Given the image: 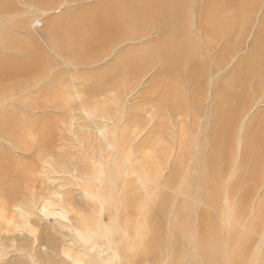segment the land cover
Returning a JSON list of instances; mask_svg holds the SVG:
<instances>
[{"label": "bare ground", "instance_id": "bare-ground-1", "mask_svg": "<svg viewBox=\"0 0 264 264\" xmlns=\"http://www.w3.org/2000/svg\"><path fill=\"white\" fill-rule=\"evenodd\" d=\"M90 1L0 0V24L5 17L15 20L17 16H23L28 20L30 15L34 16L38 19H34L35 32L32 34L38 40H45V43L36 42L31 38L17 35L16 26L12 27L8 34L6 30L4 31L6 34L0 32V38L4 39L2 43L0 40L1 48L9 49L19 55L16 58L0 52L1 95H11L20 88L25 90L30 86V90L34 88L37 90L36 95L39 97L41 94L49 96L41 101L36 97L34 104L29 106L31 111L39 113L28 118V122L31 123H22L20 120L11 121L9 115L5 113L7 111L0 113V140L12 143L13 147L20 146L19 149L24 150L29 156L37 152L34 156L35 160L24 162L23 156L16 161V153L0 151V192L8 194L6 195L8 200L16 201L17 199L16 202H23L30 194L27 188L28 183L33 182L34 185L47 190V182H54L50 175L52 166L57 164V161L60 162V159L71 155L66 153L68 145H66V138L62 136L64 129L60 130L64 125H62V118L60 120L58 116L43 115L49 108L52 109V113L54 109L67 107L63 103H53L56 99H51L52 96L57 95L53 90V83L49 80L50 70L57 68L56 60L44 50L55 49L52 53L59 55L57 61L61 64L73 63L77 66L83 65V68L87 65L82 73L78 69L75 72L78 76L81 73L84 77L96 81L93 88H84L81 91L89 97L109 91L111 86L115 85L112 80L126 77V68L131 67L135 69H144V66L154 67L156 73L151 76L148 82L150 84L158 77L160 80L162 77L172 79L175 77L180 82L191 78L196 96H199L205 88V79L209 78L208 80L212 83V87L210 85V89L208 88L210 91L208 112L211 125L205 133L202 132L206 150L199 158H196V161L192 158L195 161V164L192 163V168L191 162L190 165L187 164L189 171L187 177H182L186 166L180 163V159L178 162L177 158L180 155L177 158L174 157L173 164L171 163L168 173L164 176L162 190L156 197V209L142 217L144 232L139 242L144 252L142 259L138 262L139 264H162L164 259L170 258L168 264H264V253L256 254L264 240V109H260L264 105V88L261 81L264 77V0H200L198 2L200 9L196 15L200 16L201 13L202 17L207 16L205 27L213 28L208 35L216 38L207 44L206 56L204 53L201 55L205 56L203 57L205 62L206 58L211 59H209V62L211 61L209 67L205 63L209 73L202 70L204 63L200 61L203 58L200 59L197 56L198 51L195 53L196 48L192 45L195 43L193 37L190 43L188 40L190 34L187 36L186 20L191 14L190 5L194 2L196 4L197 0ZM20 3L24 7L20 8ZM72 3L78 5L75 4L76 6L73 7ZM247 3L250 4V9L246 8ZM50 12L56 14L54 19L48 16ZM18 27L28 29L29 26L18 25ZM148 35H156V37L148 42L139 41ZM189 59L192 61L191 65L187 63ZM117 64H119L118 67ZM114 65L115 69L111 70V73L110 68ZM207 67H204L205 70ZM253 79H256L255 82ZM9 81L15 82L9 86ZM47 82L51 85H47ZM216 82L219 87L214 89ZM141 85L136 84L131 91L120 92V97L124 101L133 93L138 94L137 88ZM161 85L162 87L159 85L160 89L144 90L141 96L143 98L146 95L156 96L158 100L170 98L171 101L175 97V92L169 87L162 90L164 84ZM17 106L20 109V105ZM3 107L5 109L7 103L0 108ZM197 107L200 109L199 105ZM80 111L88 122L92 125L95 123L93 118L89 119L90 112L82 103ZM204 116H202L203 123ZM26 124L30 127L27 132L35 138L33 141L25 138L26 132L21 131L22 126ZM206 125L205 128L208 127ZM97 126L95 129L101 133V128ZM69 134L70 132L68 136ZM135 138L137 135L132 137V141ZM67 139L69 140L68 137ZM105 145L109 150L113 149L107 143ZM179 150L181 151V147ZM184 153L185 151L181 158L185 157ZM112 154L108 156L109 159L113 158ZM191 154H187L190 159ZM174 155H176L175 151ZM53 158L57 160L53 162ZM111 163L109 169L106 168L108 175L102 174L104 171L101 168L96 179L100 181L101 176L106 177V181H109L106 186L108 190L105 189L104 194L97 190V193L109 198L115 207L117 202L113 198H115L116 189L112 187H116L114 177L120 174L121 168L116 166L115 160L112 159ZM53 169L54 174L57 175L60 172L71 173L68 169L64 171V166L61 164H57ZM138 180L142 182L140 178ZM177 181H179V189L182 187V190L190 194L187 198L174 196ZM188 181L190 185L182 184ZM141 184L142 191L128 192L125 195V213L131 214L132 211L137 213L138 207L146 202V198L143 199L141 195L153 196L156 183L153 181L149 184ZM112 191L115 192L111 195L109 192ZM81 193L84 197L77 195L75 204L83 203L84 198L93 200L98 197V194L95 193V196H92L87 190ZM69 198L67 197L66 200L72 199ZM224 198L225 202L222 203ZM37 199L36 196H29L27 202H23L25 205L17 204L18 210L32 216L30 214L34 211ZM14 202L10 205L13 206ZM100 203H103L101 198ZM152 203L154 205L153 201ZM230 204L234 208V214L232 219H227L225 225L227 229L223 231L220 213L223 209H228ZM10 205L9 208H12ZM98 205L99 209L103 208V204ZM46 206H43L41 212H46ZM106 215L112 218L109 216L108 208H106ZM7 218L9 217H6V220ZM10 220L13 221V218L11 217ZM124 223L127 232L132 235L140 234L138 228L132 225L130 215H125ZM240 223L248 227V234H239L237 228ZM102 226L97 225L99 229ZM117 229L115 228L116 232ZM75 233L76 238L82 241L87 256L110 255L118 243L117 240L113 241L110 235L104 236L98 231L94 234L76 230Z\"/></svg>", "mask_w": 264, "mask_h": 264}, {"label": "rangeland", "instance_id": "rangeland-1", "mask_svg": "<svg viewBox=\"0 0 264 264\" xmlns=\"http://www.w3.org/2000/svg\"><path fill=\"white\" fill-rule=\"evenodd\" d=\"M92 1L93 0H91L90 2ZM199 1L200 0H197L196 4L194 2L193 5H190V8H192L191 14L187 18L186 24L188 27L187 36L190 34L188 36V40L190 43L194 40L195 43H192V45H194V48H196L195 53H197V51L199 53L200 51L199 54L197 53V56L202 59L207 54V44L210 41L215 40L216 38L215 36L214 38H212L211 35H208V32L210 34V32L213 31V28H208L209 30H211L207 31L208 29L207 27H205V20H207V16L205 15L204 18L202 17L201 13L200 16L196 15V12L200 9V5H198ZM75 4L76 3H72L71 6L74 7L78 5ZM22 7H24V5L20 3V8ZM246 8L250 9L249 3H247ZM30 9L31 8H29V10ZM54 15L56 16L54 12L48 13V16L52 19H54ZM35 18L36 17L31 15L28 20H26V18H24L23 16H17L15 20L10 17H5L1 21L0 32H6L8 34V32L12 30V27L15 28L16 26L15 31L17 35L31 38L36 42L45 43V40H38L32 34V32H35ZM18 25H28L29 27L28 29H24L19 28ZM203 26L205 28H203ZM131 27L132 26H130V28ZM204 31L207 32V35H205L206 32L204 34ZM155 37L156 35H148L146 38H142L139 41L142 40L148 42L150 39ZM191 37H193V40ZM0 40L1 43L4 42V39L2 37L0 38ZM44 51L51 55L54 60H56L57 67L56 69L50 70L49 80L51 81V83H53V90L57 94L56 96L51 97V99H56V102H51L63 103L67 107L54 109L52 113V109L49 108L50 110H45L43 115L58 116L60 117V120L62 118V125L64 124V127L61 125L62 127L60 126L61 128H59L60 130H64L63 133L60 132V134L62 133V136L66 138V145H68L66 153L68 155L70 153L71 155H69L67 158L60 159V162L57 161V164H61V166H64V171L68 169L71 173L68 174L60 172V174L58 175L56 173L54 174L53 168H55L57 165L55 163L52 166V173L50 174L54 182H47V190L39 185H34L33 182L28 183L27 188L30 191L29 196H36V198H38L33 213H28L32 216L26 215L23 212L21 213L17 207L19 206L17 204H24L25 202H27L26 200L29 196L26 197V200H24L25 202L23 201V203L16 202L17 199L16 201L14 199L8 200L6 198V195L8 194L5 195L3 192H0V195L3 193V200L0 196V264H139L138 261L142 259V255L144 252V249L140 247L139 242L144 232V228L142 226V217L144 214L146 216L149 212L156 209V197L162 190L163 183L165 181L164 176L168 173L171 163L173 164L174 157L177 158V156L180 155V157L177 158L178 162L180 159V163L186 166L184 173H182V177H187V172L189 173L188 165H190V162V167L192 168V163L195 164L196 158H199V156L202 155V153L206 150L203 133H205V131L209 128V125H211L209 116L210 113L208 112V108L210 105L209 89L210 85L212 87V83L210 82V80H208L209 78H206L204 81L206 92L205 88H203L199 96L197 95V97L194 91L193 83L191 82V78L186 79L185 82H180L175 77H173V79L162 77L161 80L160 77H158V79L156 78V83H148L151 76L155 75L156 72L154 70V67H145L142 64L144 66V69L141 68V70L139 68L140 71L137 68L135 69V67H131L130 69L126 68L127 76L119 77L120 79H113L112 81L115 85L111 86L109 91L102 93L101 95H97L98 97H89L88 94L84 95L83 93H81V91L84 88H93L96 85L94 84V82L96 81L90 80L89 77L86 78L81 74L82 70H85L87 65L83 68V65L77 66L73 63L61 64L59 61H57L59 59V55L52 53L55 51V49L52 48L50 49V51ZM0 52H2V54L6 56H12L16 58L19 57V55H17L15 52L9 49L1 48V46ZM203 53L205 54V56H201L203 55ZM191 59H189V61L187 62L190 63V65L192 64ZM206 59V62L204 58L200 62L202 64L204 63L202 70L209 73L210 71L208 70V67L211 62H209L210 57ZM205 63L208 64V67ZM118 66L119 64H117V67ZM204 67H207V70H205ZM76 69H78L79 72L81 71L80 75L82 76H78V74H76ZM113 69H115V65L110 68V71ZM58 72H60L61 74H59ZM58 75L60 76L58 77ZM167 79L169 81V84ZM157 80L159 82H157ZM255 80L256 79H253L254 82ZM261 81L263 83L262 88H264V77L261 78ZM14 82L15 81H9V86ZM47 83V85H51L50 82ZM136 84H142L141 86H139L140 88H137L138 94L133 93L123 101L119 93L125 92L127 90L131 91V89H133ZM161 84H164L163 88H161L162 90L166 89V87H169L175 92V97H173L171 101L170 98H168L167 100H158V97L156 96L146 95L144 96V98L143 96H141V93L148 88L160 89L159 85L160 87H162ZM218 87L219 85L217 86V82L214 83L213 88L217 89ZM203 91L204 93H202ZM36 93L37 90L35 88L30 90V86L25 90L20 88L11 95H1L0 93V99H4L2 101L0 100V107L4 103H7V107L5 109L4 107L0 108V113L7 111L8 113H5L6 115H9L11 121L20 120V122L22 123H31L28 122V118L39 115V113H36V111H31L29 106H32L34 104V101H36V97L37 99L39 98V101L49 97L46 94H41V96L39 97L38 95H36ZM154 99L157 102H155ZM163 101H165L164 106ZM81 103L88 110V112H90V114L88 115L89 119L93 118V121L95 120V123H93V125L88 122L87 118L84 117L82 112L80 111ZM18 104L20 105V109L17 108ZM159 104L161 105V107ZM198 105L200 106V109H198ZM202 106H204V108ZM126 107L128 108L125 110ZM260 109H264V105L260 107ZM202 116H204V123ZM204 124H207L208 127L206 125L207 128H205ZM96 126L97 128L99 127V129L101 128V133H99V131L95 129ZM29 128V125H23L21 131L26 132L24 133L25 138L33 141L35 138H32V135L27 132ZM201 128L203 130H201ZM69 132L70 134L68 136ZM134 135H137V138L133 139L132 141V137ZM66 136L69 138V140ZM199 137H201V139ZM197 142L199 144H197ZM105 143H107V145H109L110 147L112 146L113 149L109 150L106 147ZM2 145H4V147ZM11 147H13L12 143L0 140V151H10L13 154L16 153V161L21 156L24 157V162L35 160L34 156L37 155V152H34V154L29 153V156L28 153H26L24 150L19 149L20 146L17 145L16 147H13L14 150ZM180 147L181 151L179 150ZM171 151H173V153ZM174 151L176 155H174ZM184 151V156L186 158H181ZM187 151L189 153H187ZM191 151L193 156L191 154ZM186 153L188 155L191 154V159ZM111 154L113 156L112 159L116 162V166L121 168L120 174H116V176L114 177V180H116V187L114 186L112 188L116 189V192H109L111 195L113 192H115V198H113L114 200L116 199L115 201L117 202L115 207L109 198L107 199L106 196L104 197V195H102L104 194L105 189L108 190V188H106L107 183H109L108 180L106 181L107 178L105 176V178L101 176L100 181H96L99 170L101 168H103L104 171L102 172V174L108 175L106 171H108L109 167L112 164V159H109ZM195 154L197 155L194 158ZM169 155H171L172 162L170 161L171 158H169ZM63 159H65V161ZM56 160V158H53V162H55ZM94 174L96 176H94ZM138 178H140L142 182H140ZM114 180L113 182L115 183ZM182 180L184 179L182 178ZM153 181L156 183V186L153 189V196L151 197L141 195L143 199L146 198V202L138 207L137 213H135V211H132L131 214L125 213V195H127L128 192L132 193L137 190L142 191L143 186L141 183L149 184ZM178 182L179 181H177L175 184L176 189L174 191V196L187 198L190 194L182 190V187L181 189H179ZM182 184L190 185L191 183H189L188 181ZM84 190L89 191L92 196H95V193L98 194L97 199L87 200V198H84L83 203L80 202L79 205L75 204L78 196L84 197V194L81 193ZM97 190H99V192L102 194L97 193ZM69 195L72 199L69 198ZM67 197L70 199L69 201L66 200ZM99 197L101 198V201L103 199V203H100ZM152 201L154 202V205ZM12 202L15 203L13 204V206L10 205V203ZM224 202L225 198L222 200V203ZM98 204H103V208L99 209ZM9 205L10 207L12 206V208H9ZM230 205L228 209H223L222 213H220V220H222L221 229L223 231H226L227 229V226H225L227 223V219H232V214H234V208L232 207L233 203L231 206ZM43 206H46V212H41V210H43ZM190 206L192 207V205ZM4 207L6 208V210ZM7 207L9 210L7 209ZM16 207L17 209H15ZM230 207L232 209H230ZM106 208L109 209V216L112 217L111 219L106 215ZM67 209H70V211H66ZM47 212L48 214H46ZM113 213L114 216H112ZM8 214L11 215L8 216ZM125 215H130L133 223L132 225L138 228L140 234L132 235L125 230L127 229L125 227L126 224L124 223ZM6 217L9 218H7L6 220ZM11 217L13 218V221L10 220ZM97 225L103 226L99 229ZM115 228H118L117 232L115 231ZM76 230H79L82 233L93 232L94 234L98 231L104 236L110 235L114 239L113 241H118L117 246H115L114 252L110 255L103 254L96 257L87 256L88 254L84 250L82 241L78 239V237L76 238ZM237 230L240 235H246L249 231L248 227L246 228L243 223H240L238 225ZM119 237L120 239H118ZM187 251L188 249L186 250V252ZM261 253H264V240L262 241L261 248L256 251V254L258 255ZM167 259H169L168 262L166 261ZM167 259H164L165 261L163 260L162 264H168L170 258Z\"/></svg>", "mask_w": 264, "mask_h": 264}]
</instances>
